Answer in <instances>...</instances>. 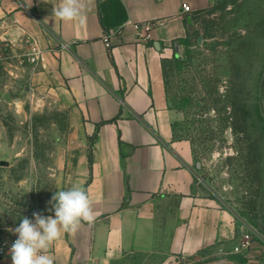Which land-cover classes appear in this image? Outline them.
<instances>
[{
  "label": "crops",
  "instance_id": "obj_1",
  "mask_svg": "<svg viewBox=\"0 0 264 264\" xmlns=\"http://www.w3.org/2000/svg\"><path fill=\"white\" fill-rule=\"evenodd\" d=\"M56 4L0 0V47L33 40L44 51L24 71L69 111L64 190L85 187L97 217L55 242L54 264H262L256 251L233 254L242 223L199 193L193 145L175 137L181 114L163 61L180 54L209 0H95L84 24L60 21Z\"/></svg>",
  "mask_w": 264,
  "mask_h": 264
},
{
  "label": "rangeland",
  "instance_id": "obj_2",
  "mask_svg": "<svg viewBox=\"0 0 264 264\" xmlns=\"http://www.w3.org/2000/svg\"><path fill=\"white\" fill-rule=\"evenodd\" d=\"M193 19L169 96L174 106L185 97L199 102L183 106L175 132L194 144L199 193L256 232L253 251L264 264V0H209ZM26 66L13 60L0 67V162H9L0 167V242L23 217L54 212L51 198L65 186L59 153L72 130L70 113L31 85ZM233 122L246 123L250 140L233 132Z\"/></svg>",
  "mask_w": 264,
  "mask_h": 264
},
{
  "label": "clouds",
  "instance_id": "obj_3",
  "mask_svg": "<svg viewBox=\"0 0 264 264\" xmlns=\"http://www.w3.org/2000/svg\"><path fill=\"white\" fill-rule=\"evenodd\" d=\"M94 3L95 0H57L52 13L62 22L84 24ZM50 203L54 216L33 212L32 219L23 217L12 230L17 236L9 250L12 264H54L49 253L55 242L64 234L74 235L82 224L91 226L96 221L90 194L80 184L56 191Z\"/></svg>",
  "mask_w": 264,
  "mask_h": 264
},
{
  "label": "built area",
  "instance_id": "obj_4",
  "mask_svg": "<svg viewBox=\"0 0 264 264\" xmlns=\"http://www.w3.org/2000/svg\"><path fill=\"white\" fill-rule=\"evenodd\" d=\"M183 13L186 15L193 14L194 11L189 4L183 5ZM147 30L151 28L150 25H146ZM105 42L110 47V36L105 37ZM44 51L39 44L33 40H26L20 43H5L0 47V67L5 62L10 63L13 60H18L22 64L26 63L34 68H38L43 61ZM256 232L249 227H246L242 223L241 235L234 248L233 254L246 256L253 250L254 239ZM17 239L14 234L11 237L5 238L0 242V258H11L9 250L12 243Z\"/></svg>",
  "mask_w": 264,
  "mask_h": 264
},
{
  "label": "trees",
  "instance_id": "obj_5",
  "mask_svg": "<svg viewBox=\"0 0 264 264\" xmlns=\"http://www.w3.org/2000/svg\"><path fill=\"white\" fill-rule=\"evenodd\" d=\"M182 64H183V60L178 55H175L170 60H164L163 61L164 82H165V87H166V91H167V95H168L169 100H170V96H169V92H170L169 91V78H170V75L173 73L174 68H176ZM195 102L197 103V102H199V100L195 101L193 99L185 97V98L180 99V104L178 106H176V105L174 106L173 104L172 105H173L174 109L181 111L183 106L194 105ZM229 127L233 130V132H235L239 135H243L245 137L244 139L250 140V136L248 134V127H247L246 123H239V122L234 123L233 122V123H230ZM175 137L176 138H183V137H179L177 134ZM187 140H189L192 143L193 149H194V144H193L192 140H190V139H187ZM250 147H251V151L254 153V157L256 159V164L258 166H260L259 160H260L261 155H260L259 145L257 143H254V144H251ZM194 155H195V149H194ZM255 173H256V178H258L260 180L259 168L255 170Z\"/></svg>",
  "mask_w": 264,
  "mask_h": 264
},
{
  "label": "water",
  "instance_id": "obj_6",
  "mask_svg": "<svg viewBox=\"0 0 264 264\" xmlns=\"http://www.w3.org/2000/svg\"><path fill=\"white\" fill-rule=\"evenodd\" d=\"M5 100L7 102H10L11 101V97L9 95H7ZM8 166H9V162H7V161L0 162V167H8Z\"/></svg>",
  "mask_w": 264,
  "mask_h": 264
}]
</instances>
